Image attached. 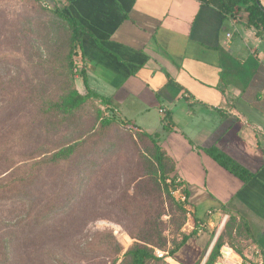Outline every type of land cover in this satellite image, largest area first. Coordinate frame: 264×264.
I'll use <instances>...</instances> for the list:
<instances>
[{
  "label": "crops",
  "instance_id": "1",
  "mask_svg": "<svg viewBox=\"0 0 264 264\" xmlns=\"http://www.w3.org/2000/svg\"><path fill=\"white\" fill-rule=\"evenodd\" d=\"M42 1L67 8L91 32L81 37L79 63L118 119L153 135L173 117L161 146L189 192L192 225L184 233L203 230L168 261L205 264L235 217L249 229L245 256L264 264V64L246 57L261 58L264 36L247 14L229 18L198 0ZM236 63L243 73H233ZM223 156L252 178L228 169Z\"/></svg>",
  "mask_w": 264,
  "mask_h": 264
},
{
  "label": "rangeland",
  "instance_id": "2",
  "mask_svg": "<svg viewBox=\"0 0 264 264\" xmlns=\"http://www.w3.org/2000/svg\"><path fill=\"white\" fill-rule=\"evenodd\" d=\"M45 6L50 8L33 0H0V179L13 171L4 173L11 166L86 136L95 124L98 127L99 106L105 109L95 101L67 118L46 113V103L58 101L71 84L77 90L84 85L80 73L73 79L65 67L69 29ZM259 48L261 58L246 56L256 67L264 64V39ZM237 71L244 72L241 63L233 66V73ZM146 148V140L116 125L73 161L49 171V199L80 204L75 211L55 214L56 219L80 220L59 229L48 264H110L118 256L111 235L123 249L122 258L135 243L130 232L140 234L146 223L165 231L169 248L181 239L192 225L189 206L151 181L142 158ZM76 254L77 263L71 257ZM167 259V264H175ZM0 264H6L1 257Z\"/></svg>",
  "mask_w": 264,
  "mask_h": 264
},
{
  "label": "trees",
  "instance_id": "3",
  "mask_svg": "<svg viewBox=\"0 0 264 264\" xmlns=\"http://www.w3.org/2000/svg\"><path fill=\"white\" fill-rule=\"evenodd\" d=\"M42 2V0H33ZM201 4L212 6L226 17L235 18L241 12L248 16V26L257 31L258 36H264V5L261 0H198ZM45 8H48L45 6ZM52 16L65 23L69 29V45L65 55V67L67 73L74 79L77 67L75 58L81 57L82 35L90 34L86 27L74 16L70 15L67 8L55 6L48 8ZM81 77L86 86V94L80 93L71 84L70 89L58 101L46 103V113H54L58 117H71L76 112L99 101L101 106L111 108L112 103L92 91L88 84V77L85 69L80 71ZM74 81V80H73ZM72 81V82H73ZM97 123L91 131L83 138L70 141L52 153H44L41 156L24 161L25 164L11 166L4 173L8 175L0 179V257L6 264H48L54 250L52 247L58 243L59 229L65 224L75 225L80 220V216L72 217V221L67 218L57 220L55 214L75 211L77 203L71 200L59 198L58 202H53L48 196V183H46L49 171L53 167L73 161L81 152L87 150L94 139L107 134L114 126L123 125L130 132L135 133L139 140L147 141L145 154L142 156L146 164L147 175L151 181L170 197L173 191L178 188L188 198L189 192L180 182L177 183L178 176L176 165L173 159L161 146L163 134L173 132L175 123L171 115H167L163 120V133L150 135L138 131L135 126L129 127V123L117 118L114 109L97 111ZM223 164L231 171L237 173L242 178H252V175L245 176L241 169L230 159L223 156ZM12 158L9 159V161ZM8 161V160H7ZM3 173V174H4ZM2 174V175H3ZM243 174V175H242ZM245 176V177H244ZM177 207L185 213L184 208L177 204ZM227 211V210H224ZM11 218V219H10ZM58 221L62 223L57 224ZM75 221V222H74ZM74 222V223H73ZM184 220L179 224L181 230ZM198 223L196 222V227ZM135 243L123 254V249L118 241L111 235V239L117 244V258L110 261V264H167L166 258L176 259L178 253L185 245L193 239L198 229L190 234L182 233L181 239L168 247V240L165 231L158 224L146 223L140 234L130 232ZM249 229L246 224H239L237 218L231 217L225 226L224 231L219 235L216 243L210 252L205 264H216L222 248L229 243L237 253L245 256V245L242 241L247 239ZM240 244V246H238ZM244 246V250L241 248ZM164 253L160 258L157 251ZM76 260L79 254L72 255ZM251 264H257L252 261Z\"/></svg>",
  "mask_w": 264,
  "mask_h": 264
},
{
  "label": "built area",
  "instance_id": "4",
  "mask_svg": "<svg viewBox=\"0 0 264 264\" xmlns=\"http://www.w3.org/2000/svg\"><path fill=\"white\" fill-rule=\"evenodd\" d=\"M76 65H77V67L75 68V73L79 74L80 71L82 70L80 63L78 64V62H76ZM161 113L165 116L166 111L161 110ZM180 182H181L180 179H178L177 183L179 184ZM172 194L174 196H176L179 203H182L186 207L188 206L187 197L182 192L181 188H178L177 190L173 191ZM187 209L189 210L190 217L192 218L191 209L190 208H187ZM202 230L203 229L200 228L198 230V232L200 233V232H202ZM250 251L253 253V255L255 257H258V258L262 257V254L258 249L250 247ZM158 256L163 258L164 253L161 251H158ZM252 260H253V258H250L249 256H241L239 253L236 252V250L233 247H231L229 245H225L220 252V256H219V259L217 260L216 264H251ZM256 263L262 264L261 262H256Z\"/></svg>",
  "mask_w": 264,
  "mask_h": 264
}]
</instances>
